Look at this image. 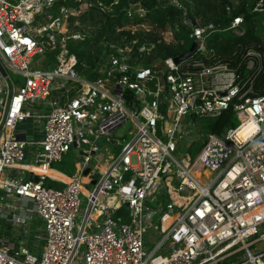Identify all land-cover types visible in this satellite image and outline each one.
Returning <instances> with one entry per match:
<instances>
[{"label":"built area","instance_id":"built-area-1","mask_svg":"<svg viewBox=\"0 0 264 264\" xmlns=\"http://www.w3.org/2000/svg\"><path fill=\"white\" fill-rule=\"evenodd\" d=\"M118 4L0 0V215L13 228L0 264H264V49L234 51L233 65L209 49L216 23L192 26L183 2L166 0L197 45L180 63L162 59L157 46L173 39L128 0L89 78L68 42L95 37ZM254 12L264 25V0ZM227 30L244 35V16ZM229 109L236 126L202 132L200 118ZM67 157L69 181L35 170ZM33 213L43 224L32 237Z\"/></svg>","mask_w":264,"mask_h":264},{"label":"trees","instance_id":"trees-1","mask_svg":"<svg viewBox=\"0 0 264 264\" xmlns=\"http://www.w3.org/2000/svg\"><path fill=\"white\" fill-rule=\"evenodd\" d=\"M110 2L112 0H104ZM138 1V0H136ZM141 5L149 10L147 18L158 25L161 31L170 30L173 34V42L160 43L157 48V55L162 59L167 57H176L186 52L193 39L190 38L191 27L184 24L183 10L167 5L166 0H140ZM186 6L188 15L195 20L201 22H214L217 30L208 39L209 49H213L216 54L222 55L236 65V59L233 57L234 51L243 50L245 47L255 46L264 49V25L261 24V13L254 12L257 0H181ZM238 1L237 4L234 2ZM128 4V0H120V4L116 5V16L107 18L102 28H98L95 37L86 38L83 41L69 40L68 48L71 53L75 54L77 61V69L79 72L86 74L89 78L96 77L98 70L102 66V56L104 46L101 45L100 39L109 33H112V26L115 23L122 24L127 21L122 8ZM227 8L231 12L228 13ZM237 15H243L245 18L246 32L242 36L235 35L232 31H222L227 27L230 20ZM93 19L92 16H90ZM86 17H82L81 21H86ZM151 38V37H150ZM54 53V52H53ZM257 94H264V74L256 79ZM236 115L229 109L224 111L220 116L214 118L203 119L201 130L204 134L216 133L223 134L228 128L234 126ZM64 166L67 174L74 171L73 159L67 157L60 162ZM62 166V167H63ZM63 171V172H65ZM63 177H65L63 175ZM47 182L63 187L62 182H55L47 178Z\"/></svg>","mask_w":264,"mask_h":264},{"label":"rangeland","instance_id":"rangeland-1","mask_svg":"<svg viewBox=\"0 0 264 264\" xmlns=\"http://www.w3.org/2000/svg\"><path fill=\"white\" fill-rule=\"evenodd\" d=\"M43 23L45 21H42ZM164 36L166 37L167 40H171L173 39V34L171 31H166L164 33ZM38 59V57L34 58V61H36ZM32 112H34L33 109H31ZM203 119H207V118H200L199 119V125L202 126V121ZM234 126H236L238 124V120L235 118L234 120ZM22 126L26 127V128H30V125L27 123V122H24L22 124ZM130 126V123H128L127 127ZM31 129V128H30ZM196 154V151L195 152H192V156H194ZM71 155H75V151L72 149L71 150ZM70 156V155H69ZM31 158H33V156H28L26 162L27 163H33L34 161L31 160ZM63 164L61 163H53L50 168L54 169V170H57V171H65L64 170V166ZM66 172V171H65ZM51 176H54V177H57V178H60V179H64L65 177H63L62 174L56 172V171H50L49 173ZM21 176L25 177L26 176V173L25 172H21ZM203 180H205V177L203 176L202 177ZM47 185L48 186H51V187H56V188H60L61 186H57L53 183H50V182H47ZM11 200H14V199H11ZM30 223L32 226H30V231H31V235L32 237L38 233H40V229H41V226L43 224L42 220L38 217L37 214L33 213L32 214V218L30 219ZM13 232V228L11 227V225L7 222L6 218L1 216L0 215V237H4V236H9L11 235V233ZM260 232H264V225H262L260 227ZM150 233L148 232L145 236V239L147 240L148 237H149ZM261 245H264V241L260 242ZM153 246V243H146V248H147V251H150L151 248ZM242 257V254H237V255H234L232 257H230L229 259H227L226 261L222 262L221 264H231V262H234L236 260H239L240 258Z\"/></svg>","mask_w":264,"mask_h":264},{"label":"water","instance_id":"water-1","mask_svg":"<svg viewBox=\"0 0 264 264\" xmlns=\"http://www.w3.org/2000/svg\"><path fill=\"white\" fill-rule=\"evenodd\" d=\"M188 20H189V22H190V24L192 25V26H195L196 25V20L192 17V16H188ZM196 42H192V44H191V46H190V48L186 51V52H184V53H182V54H180V55H178V56H176V57H174V61L176 62V63H180L181 61H183L185 58H187V57H189L190 55H192L193 54V52L195 51V49H196ZM0 70H1V72L5 75L6 74V71H5V69L3 68V65L1 64V62H0ZM86 173H88V170H86L85 171V174ZM30 179H34V180H39V177L38 176H36V175H31L30 176Z\"/></svg>","mask_w":264,"mask_h":264},{"label":"crops","instance_id":"crops-1","mask_svg":"<svg viewBox=\"0 0 264 264\" xmlns=\"http://www.w3.org/2000/svg\"><path fill=\"white\" fill-rule=\"evenodd\" d=\"M49 171H56V172H58V173H60V174H62V175H64L65 176V178L64 179H61V180H65V181H67L69 178V174H67L66 172H62V171H57V170H54V169H52V168H50L49 169ZM49 176H51L50 174H49ZM60 179V178H59ZM52 180V179H51ZM54 181V180H53ZM55 182H57V181H55Z\"/></svg>","mask_w":264,"mask_h":264},{"label":"bare ground","instance_id":"bare-ground-1","mask_svg":"<svg viewBox=\"0 0 264 264\" xmlns=\"http://www.w3.org/2000/svg\"><path fill=\"white\" fill-rule=\"evenodd\" d=\"M35 170H37V171L40 172V173H47V174L50 173V171H49L48 168H46V169H42L41 167H36ZM69 180H70V179H68L67 181H69Z\"/></svg>","mask_w":264,"mask_h":264}]
</instances>
